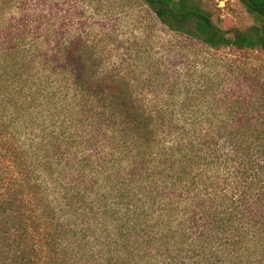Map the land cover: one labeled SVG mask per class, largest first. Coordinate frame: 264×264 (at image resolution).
<instances>
[{"label":"trees","instance_id":"trees-1","mask_svg":"<svg viewBox=\"0 0 264 264\" xmlns=\"http://www.w3.org/2000/svg\"><path fill=\"white\" fill-rule=\"evenodd\" d=\"M142 1L186 40L264 53V0H238L254 23L229 29L200 0ZM15 2L0 0V264H264L261 71L214 118H174L101 42Z\"/></svg>","mask_w":264,"mask_h":264},{"label":"rangeland","instance_id":"rangeland-1","mask_svg":"<svg viewBox=\"0 0 264 264\" xmlns=\"http://www.w3.org/2000/svg\"><path fill=\"white\" fill-rule=\"evenodd\" d=\"M200 1L223 29L254 23L238 0ZM15 4L21 10L44 13L45 25L53 21L60 31L101 42L106 56L129 73L137 91L151 105L167 106L174 118H214L211 111L220 104V93L239 82L235 76L253 69L264 75V53L214 50L186 40L168 30L142 0H16ZM130 57L142 62L133 68Z\"/></svg>","mask_w":264,"mask_h":264}]
</instances>
